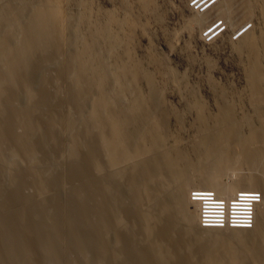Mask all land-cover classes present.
Here are the masks:
<instances>
[{"label": "bare ground", "instance_id": "6f19581e", "mask_svg": "<svg viewBox=\"0 0 264 264\" xmlns=\"http://www.w3.org/2000/svg\"><path fill=\"white\" fill-rule=\"evenodd\" d=\"M214 1L180 31L189 44L190 22L202 26L197 40L212 47L219 34L208 41L217 30L206 32L217 19L245 22L226 44L242 56L240 92L257 125L235 119L244 100L215 84L208 64L216 114L208 124L198 91H188L186 108L196 113L190 159L158 113L154 74L162 68L170 86L177 74L167 61L147 67L156 57L150 41L147 62L135 58L137 41L152 31L144 18L177 52L180 34L166 35L156 0H0V264H182L179 250L193 245L197 264H264V0H240L236 21L234 0ZM206 190L222 199L260 193L250 228L202 226L203 201L190 193ZM179 232L196 241L179 245Z\"/></svg>", "mask_w": 264, "mask_h": 264}, {"label": "rangeland", "instance_id": "374dc122", "mask_svg": "<svg viewBox=\"0 0 264 264\" xmlns=\"http://www.w3.org/2000/svg\"><path fill=\"white\" fill-rule=\"evenodd\" d=\"M97 1H98V3L101 6H105L106 5L105 3H103L104 0H97ZM156 1L158 2L157 3V5H159L158 7L161 9L160 11H162V17H163V20H164L163 21V26L165 25L164 29L165 30L167 29L166 30V32H167L166 35L170 36L172 33H176V34L179 33L180 34L179 35L180 39H179V37H177V39H179L178 40L179 44L177 45L178 48L176 49L177 52L175 54L170 52L171 55L169 54V51L167 50L166 45H164L165 44V37L167 38L168 36H165L164 33L162 32V29H160L158 27L157 24H159V23L154 25V20H150L149 19L150 21H152V23L149 20H147V21L150 22L149 23L144 18L143 21L145 20V24L148 27V30L151 29L152 31H150V34L147 33L149 38L146 37L145 39H148V41L145 40V39H140V38L137 41L136 48L134 49L135 50V58L137 60H142V61L147 62L148 59L146 60L145 56L147 55V51L150 52V49L152 48L151 50H153V53H155L154 55L157 58L156 57L154 58L152 56L153 63H151L150 65H147V67L149 66L148 67L149 69H152V67H153V69H154L155 65H157L156 69L158 70L160 68V63L165 62V64H166V61H167L168 67L171 68L177 74V76L179 78L176 81L177 84L172 82L171 86H170L171 81H168L166 79V77L163 76L162 73H164L165 71L163 70V72H162V68L159 69V71H161L160 74L159 73L156 74L157 71L155 72V74L157 76L154 74V77H155V79H157V82H158L157 85L159 86V89L161 88L160 89L161 91H159V94L163 97L162 98L163 104L161 105V108L158 111V113H160L161 116L164 118V120H166L165 124H167V129H168V131L170 133V136L179 138V140H181L180 141L181 142V148L182 149L184 148L185 151H188V154L190 156L188 158L194 159V156L191 153L192 150L190 148V144H191V141L193 140V137L195 135L194 131H196V128L194 126L195 125V117L194 116H196V113L193 112L192 110H189V109L186 108L187 107V102L189 100L191 102V100H192L191 97H190L191 95L189 94L188 91H190V93L193 90L195 91V89L198 91V95L199 96H197V95L196 96L202 102H204V104L207 106V109H208V111H205V113H204V114H206L205 116L209 115L207 117V120H206V122L208 124H210V123L212 124V120H211L212 116H214L216 114V108H215V105H213L214 104L213 93L211 94V92L209 90V87H207L208 85H207L206 81L203 78L204 77L203 74L206 71L205 70L206 66L209 64V65H212V67H214L213 79L215 81V84L219 85L220 88H223V90L226 93H228V94L235 93L236 95L238 94V96L240 95V97H241L240 99H241L242 102L244 100V99H242L243 96L241 95V92L245 91V80H244V74H243V71H242L243 67L241 65L243 63L242 56H239L237 53L235 54V52H233V50L230 49V47L226 44V41L229 38L234 40L240 34H242L241 33L242 31L243 32L245 31L244 30L245 28L242 31H240L241 30L240 27L245 25V22L242 23L240 21L241 22V24H240L239 21L238 22L236 21V20L240 19V15H241L240 14V12H241L240 10L242 8V5L240 3L241 2L240 0H234L235 2H234V5L232 6L233 9L232 10L229 9L230 11L233 12V14L230 17H233L234 21H236V22L232 23V25L229 26V24L225 23L224 20H226V19H224V18L217 19L215 21V22H217L216 24L213 25V23H212L210 25V28H208L206 34H209V33H211L214 30H217V31H216V33L214 35L207 37V40L209 41L211 39V37H215L218 34L219 35L216 37L217 39H213V40H211V42H209L212 45V47L211 46L207 47L206 45H205V47H202L201 46L202 44L199 41V39L197 40V37L200 34L199 31L203 32V30L205 28H201L202 26H197L196 27L195 26L196 24H192L193 22H190L191 25H189V26L192 29L191 31L194 32V33L190 32L188 30H187V32H190L191 34H194V36L195 35L196 36L188 44L186 35L182 34V32L180 31V30H182V26H183V21L182 20L185 21L187 19H190L189 14H191L192 11L193 12L194 11L203 12V11L209 9L210 7H212L211 5L215 1L214 0H156ZM188 4H189V8L187 9V7H184V5H188ZM238 23H239L240 26L238 25ZM148 24H150L152 27L150 25L148 26ZM239 28H240V30H239ZM195 31H196V34H195ZM206 34H204L203 37L206 36ZM223 38L226 39L224 44H222V42H221V40ZM149 41L151 43L150 44L151 48H149L150 46H147ZM214 41H216V42H214ZM195 42L197 44H195ZM195 45H197L198 47H196ZM157 59L158 60L161 59L162 61L159 60V62H158ZM204 60H205V62H204ZM207 60H209V61H207ZM206 62H208V63L206 64ZM240 62H242V63H240ZM148 63H150V62H148ZM144 66H145V64H144ZM157 67H159V68H157ZM184 74H186V75H184ZM182 75H183V77H182ZM160 76H161V78H160ZM165 80H167V81H165ZM201 80H204V81L202 82ZM182 83L185 84V85L182 86ZM195 83H196V85H195ZM173 85L176 86V87L174 86L176 89H179L177 91L182 92L187 97L185 95H184L183 98H180L178 95L175 96L174 92L172 91L173 90L172 89ZM182 88H184V90ZM229 89H231V90H229ZM233 90H235V91H233ZM185 91H187V94H186ZM242 94H243V92H242ZM236 99H237L236 103H237V101L239 102L238 98H236ZM245 102L247 103V101L244 100L243 103L245 105L243 103H241L242 108H241V106L238 105L241 109H237L233 113V115L235 116V119L241 121L242 118H244V116H246V117H250L251 116L250 117L251 118L250 121L252 122V124L257 125V122H256L257 120L255 118V115L253 113H251L252 110H250V108L248 106V103L246 104ZM239 103H237V104H239ZM243 125L244 124H242V123L238 124V126L241 127L240 128V130H241L240 132L243 133V134H247L248 133V129L246 128V126H243ZM236 151L237 150H233L231 152L235 154ZM240 168H242V169H240ZM240 168L238 170L239 172H241V173H246L247 172L246 171L247 168H245V167H240ZM230 176H231V178L233 177V175H229V177ZM228 180H229V178H228ZM9 202H11L10 199H9ZM180 232L181 233L183 232L182 229L180 230ZM175 233H177V232H175ZM180 234H177V237H179V239H180V237H181V239L183 238L182 240L181 239L178 240V239L175 238V240H178L179 245L180 244L184 245L183 243H186V241L188 243L187 246L191 245L190 241L191 240L193 241L194 239H191V240L188 239L189 240L188 241V240L185 239L187 236L183 235L184 233L181 234V235ZM175 236H176V234L174 235V237ZM194 241H196V240H194ZM260 241H261V243L264 244V237ZM193 243H195V242H193ZM191 246H188V248L191 247ZM199 246L202 248V245H199ZM192 247L189 248V249L192 250V249H194L195 246L193 245ZM138 249L139 248H136V251H138ZM190 250H189V252H187V251L185 252V250L183 252L182 248L179 250L180 252L177 255L179 256L180 260L182 259L181 260L182 264L184 262L186 264H190V263L191 264H197V260H198V255L197 254H199V255L201 254V253H199L201 249L200 248L196 249L194 251L196 253H192L193 250L192 251H190ZM197 250H199L198 253H197ZM190 254H191V256H189ZM193 254H194V257H196V259H194V257H192ZM187 257L190 258V259H188ZM189 260H191V261H189ZM224 261H226V258H225ZM200 264H205V263L202 262Z\"/></svg>", "mask_w": 264, "mask_h": 264}, {"label": "built area", "instance_id": "2783aa9c", "mask_svg": "<svg viewBox=\"0 0 264 264\" xmlns=\"http://www.w3.org/2000/svg\"><path fill=\"white\" fill-rule=\"evenodd\" d=\"M190 198L193 201L200 199L203 201L199 211L202 226L218 229L250 228L253 205L257 202L259 194L258 192H237L236 197H233L229 205L226 204V201L230 198H219L207 190L193 191L190 193Z\"/></svg>", "mask_w": 264, "mask_h": 264}]
</instances>
